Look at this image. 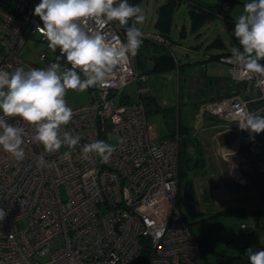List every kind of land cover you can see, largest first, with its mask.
Segmentation results:
<instances>
[{
	"label": "built area",
	"instance_id": "obj_1",
	"mask_svg": "<svg viewBox=\"0 0 264 264\" xmlns=\"http://www.w3.org/2000/svg\"><path fill=\"white\" fill-rule=\"evenodd\" d=\"M39 2L0 0V69L39 68L19 55L26 33L47 41L36 29L42 22L33 15ZM131 25V20L126 26L112 21L104 32L125 41ZM141 31L142 38L169 45L161 33ZM46 57L41 51L39 59ZM137 60L136 55L118 65L106 87H89V101L70 107L72 119L62 128L80 135L75 149L62 145L47 153L32 142L31 125L20 117H4L25 129V157L17 161L0 148V208L7 210L0 221V264H203L198 238L177 206L180 136L156 140L141 96L126 100L121 95L130 81L147 79ZM217 66L239 92L206 98L198 110L220 119L223 130L238 134L240 141L252 142V133L238 126L239 112L264 109V76L243 75L231 53L220 56ZM94 140L115 147L108 161L85 156L83 146ZM38 156L44 157L43 166ZM261 167L264 172V153ZM240 227H253L252 218Z\"/></svg>",
	"mask_w": 264,
	"mask_h": 264
},
{
	"label": "clouds",
	"instance_id": "obj_2",
	"mask_svg": "<svg viewBox=\"0 0 264 264\" xmlns=\"http://www.w3.org/2000/svg\"><path fill=\"white\" fill-rule=\"evenodd\" d=\"M33 15L42 22L36 29L49 42L48 47L54 52L59 48L56 60L63 58L71 67L62 68L59 62H53L46 68L27 71L23 67L13 71L0 69V148L17 161L25 157V129L8 123L4 117H20L31 125L32 142L42 144L47 153H55L62 145L75 149L80 135L62 128L73 115L65 100L67 90L84 92L92 86L106 87L114 69L137 55L142 44V31L137 25L145 20L141 7L130 5L128 0H40ZM130 20L132 25L126 27L125 41L105 34L109 22L126 26ZM233 32L239 46L231 49V55L242 74L264 76V65L259 62L264 59V0L244 4ZM239 117L241 130L257 134L264 131V115L241 111ZM82 151L85 156L92 153L106 162L115 147L105 140H94L85 144ZM37 164L44 165L43 156L37 157ZM6 215L7 210L0 208V221ZM245 252L249 264H264V249L249 247Z\"/></svg>",
	"mask_w": 264,
	"mask_h": 264
},
{
	"label": "rangeland",
	"instance_id": "obj_3",
	"mask_svg": "<svg viewBox=\"0 0 264 264\" xmlns=\"http://www.w3.org/2000/svg\"><path fill=\"white\" fill-rule=\"evenodd\" d=\"M165 0H139L138 5L141 7L145 20L137 27L144 31H155L154 22L157 18V8ZM250 0H181L171 10V22L169 26V35L171 44L170 48L181 64L183 61H201V64H197V67L204 70V62L210 63L206 67L207 72H211L217 65L220 56L215 55L221 52L231 53V49L234 47L230 37L229 31L226 29L221 15L214 14L212 17L207 18L205 21L200 22L192 27L191 17L189 15V9L198 8L199 6H208L211 9L217 10L220 8V13H225L229 18L231 24H235L236 19L243 13V6ZM220 4V6H219ZM234 30V28H233ZM27 37L20 48L19 55L32 63H35L39 68H43L44 64L47 66L53 62H59L63 67H68L63 58L57 61V51H52L48 47V41H41L39 36H33L26 33ZM216 39V40H215ZM222 43V44H221ZM149 46L153 43L149 42ZM239 46V42L236 43ZM149 47V50L151 49ZM41 51L47 53V57L44 60L39 59ZM152 54L153 51H148ZM214 54L212 59L205 60L208 54ZM143 55V56H142ZM141 59H146V54L143 53ZM214 64L211 65V63ZM146 68H150L151 61H145ZM214 65V66H213ZM214 67V68H213ZM140 68V67H139ZM185 68V67H184ZM212 68V69H211ZM143 71L142 68H140ZM147 72V79L138 83L136 80L127 83L122 90V97L126 100H137L142 96V101L147 112L148 124L153 129L156 140L171 137L172 126L175 125L177 119L176 112L173 107L168 108L174 101L180 103L184 101V93L181 99L177 94V79L172 76L171 72L167 73H154L152 71ZM214 72V70H213ZM78 74L81 75L80 72ZM82 77V75H81ZM83 79V77H82ZM253 93L255 94V88L253 82ZM188 85V84H187ZM189 86V85H188ZM147 87V91L140 90ZM192 88V87H190ZM191 91V90H190ZM193 92V91H192ZM200 101L206 99L205 96L200 95ZM90 99V90L87 89L84 92L76 90H67L65 95L66 103L69 107H77L86 104ZM119 101V97L115 98V102ZM253 108V104H250ZM182 106V105H181ZM154 107L158 109L155 110ZM162 107H167L162 109ZM173 109V110H172ZM176 110V107H175ZM253 113L262 115L264 109L255 110ZM185 111L180 109V118H183ZM264 140V136H263ZM244 157L248 152H242ZM214 156V154H212ZM211 156L208 155L206 160H209ZM221 165L213 167L216 171L212 170L209 165L199 167L201 171L198 176L193 179V187L195 191L194 204L198 211L204 212V218H194L190 220L186 216V212L183 208L184 197L182 192H179L177 199V206L189 222L192 233L196 237L206 235L210 241L211 249L205 255V260L216 264H249L247 259L246 249L251 247L253 250L264 249V199L262 203L253 196V191L250 188H245L243 185L233 183L227 175V165L220 161ZM212 165V164H211ZM187 166L183 160L179 161V180L185 178ZM217 171L223 176H219ZM203 173V175H200ZM200 175V176H199ZM188 179L192 178V174L187 173ZM185 182V181H184ZM183 182V183H184ZM219 185L222 188L224 195L218 197L213 194V187ZM61 192L64 195V188L61 187ZM262 193H264V184L262 183ZM240 205L247 210H250V214L237 213L234 205ZM252 218L253 227H249L246 231H243L240 227L241 223L248 222L249 218ZM20 226V223H18ZM239 259H233L234 257Z\"/></svg>",
	"mask_w": 264,
	"mask_h": 264
},
{
	"label": "crops",
	"instance_id": "obj_4",
	"mask_svg": "<svg viewBox=\"0 0 264 264\" xmlns=\"http://www.w3.org/2000/svg\"><path fill=\"white\" fill-rule=\"evenodd\" d=\"M143 53V48L140 50ZM214 54H208L205 60H210ZM216 57V56H215ZM151 61L150 59H145V61ZM204 60L199 61H183L179 66H176L171 70L173 77L177 79V94L178 98L181 99L184 93V101L180 103L179 101H174L171 106L175 109L177 115L179 116L182 126H186L184 129L189 135H196L200 139L201 150L203 151L205 158L210 155L211 157L207 162L211 163V169L217 165H221L220 161L227 165V175L224 176L231 180L233 183L243 185L245 188H250L253 191V196L256 197L261 203L264 199V193H262V183L264 184V172H262V153H264V140L263 132L252 133V142L245 143L239 140L238 134H233L226 132L222 128V121L217 117L212 115L201 113L198 110V103L200 102L199 98L205 96L206 98H212L221 95L224 91L226 92L225 80L227 79L218 71V62L214 69L211 72L206 71V67L210 64L208 61L204 62V70L197 69L194 72L192 68L197 64H201ZM145 68V64L139 63ZM214 62L211 63V65ZM214 66V65H213ZM185 67V68H184ZM198 68V67H197ZM201 70V80L208 81L209 83L201 90L200 83L199 87H195L197 84L195 77L198 74V71ZM214 70V72H213ZM144 71V70H143ZM184 71H187L188 74H184ZM147 72H145L146 74ZM167 73V72H164ZM147 76V74H146ZM198 76V75H197ZM217 80V83H211ZM189 86H188V85ZM192 87V88H190ZM191 90V91H190ZM193 91V92H192ZM242 92V94H245ZM182 105V106H181ZM251 107V106H250ZM183 108L185 114L183 118H180V109ZM168 137V136H167ZM259 146V150H256L255 145ZM248 152L246 157L242 152ZM214 154V156L212 155ZM207 159V158H206ZM218 162V164H217ZM217 164V165H216ZM219 176H223L220 172L217 171ZM213 194L218 197H223L224 192L219 185L213 187ZM237 213L242 210H247L246 208L236 204L233 206ZM240 210V211H239ZM251 212L250 210H247ZM245 214V213H244Z\"/></svg>",
	"mask_w": 264,
	"mask_h": 264
},
{
	"label": "trees",
	"instance_id": "obj_5",
	"mask_svg": "<svg viewBox=\"0 0 264 264\" xmlns=\"http://www.w3.org/2000/svg\"><path fill=\"white\" fill-rule=\"evenodd\" d=\"M130 1L132 2V5H138V3H139V0H130ZM179 1H181V0H165L157 8V18L154 22V27H155L157 32L161 33L166 38H168L169 45L171 44V40H170L171 37L169 35V26H170V22H171L170 13H171L172 8L174 6H176L179 3ZM219 6H220V4H219ZM217 13L219 15H221V17L224 20V23L226 25V29L229 31V37H230V40H231L233 46L238 47V45L236 44L238 42V40L235 38L234 32H233L234 25L231 24L230 20H228L229 18H226L227 16L225 15V13H220V8H218L217 10H214L208 6H201V7L199 6L198 8H192L191 7V9H189V15L191 17L192 27L194 25L199 24L200 22L205 21L207 18H210L214 14H217ZM149 42L153 43L152 46H154V47L149 46V44H148ZM169 45H159L157 43H154L153 41H150L147 38H142V44H141V46L138 50V53H137L138 65L141 66V64H139V63H142V62L145 63V59H141V55L143 53H145L146 59L151 60V66L148 69L146 67L145 68L141 67L144 71H152L154 73L170 72L176 66H179V62H178V59L175 57V55L171 49L166 50V47L170 48ZM149 47H151L150 50H149ZM141 48H143V53L140 51ZM151 50L153 51V53L149 54L148 51H151ZM225 53H227V52H221L220 54H225ZM220 54L215 55V56L217 57ZM262 60H264V59H262ZM225 86H226V90H225L226 92L225 93H224V91L222 92L224 94L239 92L238 86L234 85L231 81H225ZM248 92H251V91H247L245 94H248ZM141 99H142V96H141ZM154 108H155V110L158 109L157 107H154ZM165 108H167V107H162V109H165ZM168 108H171V107H168ZM174 111L176 112L175 109H174ZM176 116H177V119L175 121V125L172 126L173 129L171 130L170 134L171 135L178 134V136H180V138H181L180 150H181L182 142L189 136V133L188 132L186 133V130L184 129L186 126H182L180 119H179V116L177 115V112H176ZM184 181L185 180H183V179L180 181L182 183V185H183ZM179 192H182L181 188H179L178 195H179ZM232 209H235V208H232ZM240 210H239L240 214H244V213L250 214V212H248L247 210H242V209H240ZM197 238H198V241L200 243V256L205 260V255L211 249L210 241L206 235H201L200 237H197ZM236 258L239 259L238 256L234 257L233 259H236ZM203 264H214V263L207 260V261H204Z\"/></svg>",
	"mask_w": 264,
	"mask_h": 264
},
{
	"label": "water",
	"instance_id": "obj_6",
	"mask_svg": "<svg viewBox=\"0 0 264 264\" xmlns=\"http://www.w3.org/2000/svg\"><path fill=\"white\" fill-rule=\"evenodd\" d=\"M192 68L195 73V71L199 68H197V65L195 67H189ZM188 74L187 71H184V74ZM200 80V79H199ZM197 81V80H196ZM202 81V80H201ZM205 86L202 83V88ZM181 157L184 162V164L189 167V164L193 161V165L195 167H201L206 164V158L201 150L200 146V139L196 135H192L188 138H186L182 142L181 146ZM182 194L184 197V204L183 208L186 212V216L190 219L193 220L194 218H203L205 213L200 212L196 209L195 204H194V187H193V182L191 179H187L183 185H182Z\"/></svg>",
	"mask_w": 264,
	"mask_h": 264
},
{
	"label": "flooded vegetation",
	"instance_id": "obj_7",
	"mask_svg": "<svg viewBox=\"0 0 264 264\" xmlns=\"http://www.w3.org/2000/svg\"><path fill=\"white\" fill-rule=\"evenodd\" d=\"M203 72L201 71V70H199L198 71V76L196 75V79H197V81H196V85H195V87L197 86V87H199V83H200V85H201V90L203 89L202 88V83H203V85L204 86H206V84L207 83H209L208 81H205V80H203V81H201L200 82V80L199 79H201V74H202ZM218 81L217 80H215V81H213V82H211V83H217ZM210 166L211 167V163H209V162H207L206 161V164H205V166ZM201 171V169L199 168V167H195L194 165H193V161L189 164V167H187V170L185 171L186 172V175H185V178L183 179V180H187L189 177L187 176V173H190V174H192V178H190L191 180H192V182H193V179H195V177L196 176H198L197 174L199 173ZM200 175H203V173H200ZM199 175V176H200ZM179 187L182 189V183L180 182V184H179Z\"/></svg>",
	"mask_w": 264,
	"mask_h": 264
}]
</instances>
